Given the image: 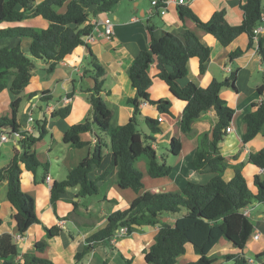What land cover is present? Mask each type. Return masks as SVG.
<instances>
[{
  "label": "trees",
  "instance_id": "16d2710c",
  "mask_svg": "<svg viewBox=\"0 0 264 264\" xmlns=\"http://www.w3.org/2000/svg\"><path fill=\"white\" fill-rule=\"evenodd\" d=\"M123 0H44L37 4L36 0H0V21L19 23L26 19L41 17L49 22L47 28L9 27L0 30V41L5 39H30L28 53L21 45L15 47H0V93L10 89L16 97L13 100L12 115L0 117V133L14 135L20 131L17 115L22 103L20 94L29 85L32 70L37 61L48 65L47 71L52 73L57 66L72 55L80 46H86L84 38L93 31V26L87 24L90 16H98L112 12ZM135 1V0H128ZM21 7L20 10L18 7ZM67 7L64 13L59 10ZM263 0H244L242 5L243 22L238 26H231L226 20L224 10L213 14L207 22L202 21L189 7L180 6L179 16L183 20L191 18L199 28L215 37L223 47H228L240 35L247 34L250 38L249 48L255 42L254 29L261 24L263 16ZM91 10V11H90ZM148 25L151 33L150 49L142 51L135 59L129 71L132 87L136 96L128 100L134 108V115L130 121L113 129L111 121L113 108L103 97L105 85V68L93 60L91 77L94 86L88 88L89 100L92 104L91 116L81 124L71 126L64 136V142L72 148H83L88 145L81 140L80 135L97 130L108 134L111 138L110 148L115 155L112 165L101 176L105 178L113 169L117 170V184L122 189H132L139 193L144 188L143 173L136 167L137 161L145 159L147 173L152 178H163L171 175L173 167L162 161L157 151L152 147L154 135L162 132L160 121L151 117L145 118L150 135L139 130L141 104L152 103L158 107L160 113L170 114L171 102L167 100L153 101L150 89L153 79L149 74L151 65L156 64L158 77L169 87L170 92L179 100L187 103L180 121V128L186 135L193 133V125L199 121L205 112L214 109L217 122L213 131V138L209 133L199 136V145L194 154L193 166L197 171L209 168L215 173L206 184L189 181L179 192L151 193L146 192L137 198L132 206L123 211L114 212L105 228L88 239V246L76 258L82 260L90 253L94 244L110 241L121 228L128 229L131 235L140 227L160 226L155 236L154 244L145 252L147 264H178L179 259L187 252V245H191L199 259L185 264H214L218 258L210 256L211 251L223 239L231 242L238 249L244 250L250 238L254 235V225L250 217L243 210L250 209L256 204H264V174L256 175L254 185L257 193L250 189L242 171L237 170L230 181L224 179L228 164L220 152V143L226 136V129L231 126L235 109L228 105L221 97L223 88H237L238 70L226 80L213 81L207 88L189 82L182 87L180 81L188 77V63L190 59L199 60V71L204 74L211 56L210 47L204 45L192 31L183 30L179 35L165 33L156 38L154 28ZM257 53L264 62V39H257ZM238 49L229 54L231 61L244 54ZM87 73V72H86ZM264 87H260L261 94ZM43 102L52 98L49 93L41 94ZM256 110L244 116L245 132L244 144L253 141L258 135H264V103L254 104ZM71 113L67 106L52 113L53 117L65 118ZM41 123V122H39ZM38 138L24 134L25 139L20 142L13 159L0 169V184H8V201L16 210L15 218L19 225V234L24 235L34 224H40L35 209L34 198L22 188V165L25 170L37 175L43 170L44 178L49 166L41 163L32 146L46 134V121L40 126ZM182 141L173 138L170 150L178 157L182 151ZM107 143L99 137L91 154L85 157L78 167L70 172L64 181L54 182L51 186V200L55 204L68 189L79 188L81 197H92L99 194L98 181L90 178V173L101 166L104 159V148ZM249 162L264 170V149L251 153ZM36 181V180H35ZM167 214H181L175 224L161 223L160 218ZM2 221L0 219V225ZM48 238L57 237L59 227H44ZM45 242H37L36 249L44 250ZM20 249L10 234L0 236V258H10L7 264H52L50 260L35 254H25L23 263L18 262ZM264 254H258L262 258ZM233 264H250L243 255L228 254L223 257ZM104 264H108L104 262Z\"/></svg>",
  "mask_w": 264,
  "mask_h": 264
},
{
  "label": "crops",
  "instance_id": "0c3cea01",
  "mask_svg": "<svg viewBox=\"0 0 264 264\" xmlns=\"http://www.w3.org/2000/svg\"><path fill=\"white\" fill-rule=\"evenodd\" d=\"M43 1L36 0V3ZM152 1L150 0L151 7L148 8L140 5L141 0L127 3L121 1L110 13L90 16L87 24L92 26L96 21L110 19L113 23L114 34L111 38L97 37L94 42L78 47L72 55L66 57L57 66L54 72L49 73L48 65L44 62L35 63L30 83L20 94L22 103L17 122L21 132H27L28 135L38 138L41 134L39 126L46 121V134L32 146L31 150L41 163L49 166L48 173L44 178L43 170H39L34 176L22 165L21 178L23 190L35 200L36 213L41 223L34 224L21 236L15 218L16 210L8 201V184L7 182L0 184V219L2 221L0 236L3 234L13 236L15 244L20 249L18 262L23 263L25 254H35L50 260L52 264H104V262L108 264H147L145 252L154 244L160 226L140 227L131 235L114 236L110 241L94 244L90 253L80 261L77 260L76 255L88 246V239L91 236L106 227L109 217L114 212L130 208L134 201L144 193L179 192L189 181L206 184L215 177L216 174L209 168L197 171L192 162L199 145V136L209 133L210 139L213 138L218 118L216 111L211 109L205 112L202 118L193 125V133L184 134L180 128V121L187 103L177 99L170 92L168 85L158 77L156 64L151 65L149 70L153 79V86L150 89L151 99L171 102V113H160L156 105L142 103L139 123L144 121V125L147 126L146 117L155 120L163 118L160 122L162 132L154 135L151 145L161 160L173 167L170 176L150 177L147 173V162L141 159L136 164L143 173L144 188L139 193L132 189H122L117 184L116 169H113L105 178L101 177L115 160V155L110 148L111 138L108 134L99 133L97 130L82 133L81 140L88 143L83 148H72L64 142V136L71 126L81 124L91 116L92 104L86 90L94 86V80L91 77L94 58L106 70L103 97L113 108L112 128L116 129L126 125L133 117L134 108L128 104V100L136 96V91L132 87L129 71L137 56L142 51L150 49L151 33L148 23L154 28L153 34L156 38L165 33L179 35L183 30H189L194 32L204 45L210 47L211 56L206 72L200 73L197 58L190 59L188 77L180 81L182 87L189 82H195L198 86L207 88L213 81L222 82L238 70L237 88H223L221 91V97L235 109L231 122L232 131L226 133L219 145L220 152L228 164L224 179L232 180L237 170L240 169L252 192L257 193L254 178L264 173L262 169L249 162V156L251 153L264 149V135H258L248 144H244L242 139L246 127L243 121L244 116L256 110L254 104L264 103V92L261 94L259 91L260 87H264V62L257 53V43L254 42L252 48H249L250 38L247 34H242L225 48L215 37L199 28L194 20L191 18L182 20L179 16L180 6L189 7L204 22L209 21L214 13L224 10L227 22L231 26H238L243 22L244 0H185L184 5L178 4V0H173L165 15L155 13ZM18 8L22 9L20 6ZM262 8L264 15V0ZM66 9L67 7L64 6L59 12L64 13ZM111 14L112 17H110ZM152 15L159 17L158 23H151ZM48 25L47 20L38 17L19 23L0 21V30L17 26L45 29ZM258 37L264 39V31ZM18 44L24 52L28 53L30 39L15 38L0 41V47H15ZM238 49L244 50V54L231 61L229 54ZM89 63L90 68L87 67ZM45 92L49 93L52 98L49 102H43L41 99V94ZM15 99L16 97L9 88L0 93V117L12 115L11 104ZM66 99L70 102L65 103ZM67 106L71 107V113L67 117L52 116L54 111ZM30 117H33V121H30ZM143 134L150 135L149 128ZM99 137L108 145L104 148V159L101 166L90 173L92 180L99 178V194L92 197H81L79 188H72L63 193L61 198L53 204L51 200L53 183L64 181L68 174L92 153ZM173 138H179L182 141V151L178 157L173 156L170 150V142ZM19 148L20 143L14 139L0 144V169L10 163L16 149ZM252 210L254 212H250V220L255 231L254 237H251L253 240L250 238L251 242L248 241L246 248L238 249L231 242L223 239L214 247L210 256L219 259L214 256V253L219 252L222 247L229 248L232 245L234 248L228 249L229 254H243L248 259H254L249 256L252 250L255 257L258 254H264V204H256ZM180 216L181 214H167L160 220L161 223L173 226ZM252 218H254L253 221ZM56 226L61 229L60 234L57 237L48 238L44 227ZM256 236L258 238H255ZM41 241L45 242L42 252L36 249L37 242ZM219 247L221 249L217 251ZM189 249L187 245V252ZM193 258L191 262L197 261L199 256L195 253ZM9 260L10 258H0V264H7ZM187 262L184 260L180 264ZM260 262L264 264L263 259Z\"/></svg>",
  "mask_w": 264,
  "mask_h": 264
},
{
  "label": "built area",
  "instance_id": "2783aa9c",
  "mask_svg": "<svg viewBox=\"0 0 264 264\" xmlns=\"http://www.w3.org/2000/svg\"><path fill=\"white\" fill-rule=\"evenodd\" d=\"M173 2V0H153L152 1V6L156 10V13H160L161 15H165L168 6ZM178 4L184 5L185 0H178ZM264 31V15L262 16L261 24L254 29V34H255V42L257 43L258 36ZM114 34L113 31V23L110 19H106L103 21H96L93 25V31L84 38L85 44L88 45L96 40L97 37L100 38H111L112 35ZM70 101L68 99L65 100V103H69ZM148 102H144V105H147ZM160 122L163 121V118L160 117L158 119ZM30 121H33V117H30ZM232 131V127H228L226 129V133H230ZM9 139H14L16 142L20 143L22 140L25 139L24 134L21 132H18L14 135H10L8 133H2L0 135V144L8 141ZM264 173V170H262ZM48 181H50V178H48ZM244 214L250 217V210L249 209H244L243 210ZM128 234V229L127 228H121L117 231L116 236L120 235H127ZM255 238H258L256 236ZM264 261V256L261 258ZM250 264H262L260 261H257L256 259H249Z\"/></svg>",
  "mask_w": 264,
  "mask_h": 264
},
{
  "label": "rangeland",
  "instance_id": "374dc122",
  "mask_svg": "<svg viewBox=\"0 0 264 264\" xmlns=\"http://www.w3.org/2000/svg\"><path fill=\"white\" fill-rule=\"evenodd\" d=\"M122 2H125V3H127L128 1L127 0H123ZM141 6H143V7H151V5H150V0H141V4H140ZM155 10V9H154ZM114 11V10H113ZM155 13H156V10H155ZM156 15V14H155ZM113 15L111 14L110 15V17H112ZM152 18H151V23L152 24H156V23H158L159 21V17L158 16H151ZM38 63L40 62V61H37ZM41 62H43V61H41ZM87 67H89L90 68V63L87 65ZM93 68V67H92ZM93 70V69H92ZM61 91H59V93H60ZM139 130L143 133L144 131H147L148 130V127L147 126H145L144 125V121H142L141 123H140V125H139ZM137 165V168H139L138 167V164H136ZM250 210V212L251 213H253L254 211L252 210V208H250L249 209ZM254 220V218H252V221ZM254 237V236H253ZM252 237V238H253ZM251 238V239H252ZM251 239L249 240V242H251ZM253 240V239H252ZM189 251L187 252V254H186V256H182L180 259H179V263L178 264H180V263H182L184 260H186V262L187 261H189V262H191V261H193L194 260V258L193 257H195V251H192L193 249H192V247L189 245ZM229 248H234L233 247V245H232V247H229ZM229 248H225V247H222V249H221V247H219V249H217V251H219L220 249V251L219 252H215L214 253V256L215 257H219V259H218V261L216 262V263H214V264H233V262L232 261H226L224 258H223V255H228L230 252H228V249ZM232 250H234V249H232ZM249 256H252V257H254V259H256L257 261H260L261 260V257L260 258H257V257H255V254H254V252H253V250H252V252L249 254ZM212 257V256H211Z\"/></svg>",
  "mask_w": 264,
  "mask_h": 264
},
{
  "label": "water",
  "instance_id": "95a60500",
  "mask_svg": "<svg viewBox=\"0 0 264 264\" xmlns=\"http://www.w3.org/2000/svg\"><path fill=\"white\" fill-rule=\"evenodd\" d=\"M256 46H258V44H256Z\"/></svg>",
  "mask_w": 264,
  "mask_h": 264
}]
</instances>
